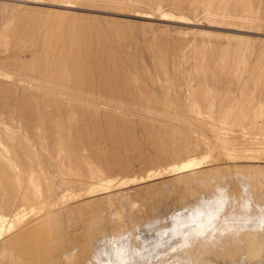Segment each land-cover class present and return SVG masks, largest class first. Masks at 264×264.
<instances>
[{"label":"rangeland","instance_id":"rangeland-1","mask_svg":"<svg viewBox=\"0 0 264 264\" xmlns=\"http://www.w3.org/2000/svg\"><path fill=\"white\" fill-rule=\"evenodd\" d=\"M64 4L0 0V111L7 101L23 121L34 117L59 132L42 135L67 197L57 211L84 228L98 217L108 228L116 223V235L93 244L103 253L101 241L109 242L102 262L131 246L149 254L153 245L144 244L154 239L158 254L183 252L201 189L264 174V0ZM6 161L0 146V206L9 218L26 209L29 186ZM187 161L198 166L175 170ZM56 179L42 181L46 195ZM139 218L149 230L133 224Z\"/></svg>","mask_w":264,"mask_h":264},{"label":"bare ground","instance_id":"bare-ground-1","mask_svg":"<svg viewBox=\"0 0 264 264\" xmlns=\"http://www.w3.org/2000/svg\"><path fill=\"white\" fill-rule=\"evenodd\" d=\"M70 1L71 0H61V2L65 4L70 3ZM179 19L187 20L184 17H179ZM169 56L171 57L172 55L169 54ZM2 76L4 75L2 74ZM8 78L11 77L9 76ZM6 102L7 101L3 103L4 110L0 111V146L1 148H4V157L7 160V165L14 172H17L22 179L28 181L26 184L29 188L26 189V192L23 194L26 209L22 212L20 211L15 216L10 215L8 218L9 214L4 213L0 206V241H2L0 242V264H3V262H6L5 264H264V174L259 175V173V176H257L255 174L247 173L248 171L246 173L236 174V177L239 179L237 184L233 183L231 186H227L225 183L220 182V184L215 185V183L211 182V184H208L207 188L201 189V192L204 191L205 194L204 201H202L200 205H196L199 207L195 206L196 209L201 210V212L198 214L196 211L193 215H190L189 217L187 216L186 219L188 220V225L191 223L195 226L196 222H198V225L194 228H192L191 225L193 231L190 238L188 237V244H184L186 248L183 252L179 251V253H174L170 250L169 254H158V252L156 253L155 251L157 248H155L156 246H154V244H158L157 246H159V242L161 241L159 239H154L146 241L144 244L145 248H148L149 246L151 247V245L154 246V250L152 249L153 246L147 250L150 252L149 254L141 250L140 252L136 250L134 246H131L129 248L130 251L127 252V250H123L125 251L124 255L122 254V250H117L115 243L113 242V245H110L116 248L113 249V251H120L119 255H115L114 252V256H112L113 254L110 255L107 253L110 256L105 260L106 262H102L100 254L105 252L107 248L106 246L109 242H107L108 244H104L101 241V247H99L103 253L98 252L99 254L97 253L98 250L96 253L95 250H93V244L95 240L100 241L102 237L107 234L111 233L116 235L118 232L117 226L115 225L116 223H113L114 225L112 224V226L108 228L109 225L104 223L106 219L104 221L98 220V217L92 220L93 222L84 228L82 224L80 226L74 224L72 220L73 217H71L72 214L69 216L68 214L65 215L57 211L67 197L63 195L60 181L56 179V175L51 171L50 167H53V163L50 159L48 160L46 156L50 149L46 152L44 142H42L45 139L42 140V135L45 134L46 136L47 133H50L49 130L54 126L50 125L52 127L47 130L46 127L50 126L46 124L44 131L39 121L32 120L34 117L30 120L27 119V121H23L22 118H24L25 115L23 113H21L23 115H20V112H17L13 108L16 105L10 106ZM262 112L264 111L262 110ZM16 120L18 121L17 123L15 122ZM176 120L178 119L176 118ZM179 121L181 122V120ZM51 130H55L54 132L57 131L56 129ZM57 133L59 134V132H56L55 136L58 135ZM55 136L54 138L56 139ZM57 141L58 140H56L55 145L58 146L61 141L58 143ZM56 150L59 151V149ZM60 151L62 150L60 149ZM58 154L59 153H57V155ZM48 155H50V153ZM52 157L53 156H51V158ZM197 166L198 165L193 161H187L182 162L175 170L188 171L196 169ZM65 170L67 169H63V171ZM171 170L174 171V169ZM236 177L234 176L233 178L235 179ZM49 179H53L51 180L52 183L54 179L57 180V189H55L53 193L46 195L42 190V181H49ZM21 182V185H23V181ZM221 187L223 189L221 190L222 193L219 190ZM231 187H233L235 191L232 190ZM105 188L106 187H104V189ZM22 189L21 186V190ZM18 198L20 197L18 196ZM210 198H213V200ZM74 199L75 198L72 200ZM208 199L211 201H207ZM16 201L18 200L16 199ZM207 204L208 206L202 209L203 206H206ZM124 214L121 215V217L126 216ZM28 215H30V217L27 220L26 216ZM110 215L111 214H109V216ZM9 220L10 222H7ZM137 220L138 221L135 220V223L133 221V224L141 225L140 227L147 226L148 230L150 229L148 226L149 223H147L148 225H145L143 222L144 220L142 221L140 218ZM201 220L207 221L204 222L205 224L202 222L203 224H201V226L199 225V221ZM146 221L147 220H145V222ZM139 226L137 227L140 228ZM22 227H24V230L17 236L13 235L14 237L12 236L9 240H5L7 235L17 232ZM120 227L121 226H119V228ZM135 227L136 226H134V228ZM80 234L86 235L84 241L80 240ZM84 238L85 236L83 239ZM184 238L185 237H183V239ZM23 242L27 243L25 247L26 249H22L21 247ZM12 246H14L15 250L20 253L18 256H13V258L10 259L9 257L11 255L10 252ZM109 248L112 249V247ZM123 248H125V246ZM173 250L176 249L174 248ZM111 256L113 259L110 258ZM147 260H149L148 263L146 262Z\"/></svg>","mask_w":264,"mask_h":264}]
</instances>
